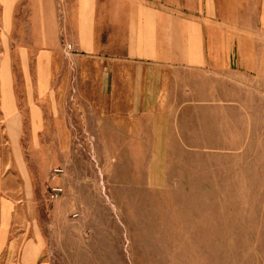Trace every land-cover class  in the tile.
<instances>
[{
	"label": "rangeland",
	"instance_id": "rangeland-1",
	"mask_svg": "<svg viewBox=\"0 0 264 264\" xmlns=\"http://www.w3.org/2000/svg\"><path fill=\"white\" fill-rule=\"evenodd\" d=\"M213 84L170 147L145 123L87 129L70 89L39 130L26 116L22 162L6 165L13 234L41 238L50 264H264V91L253 106L247 83Z\"/></svg>",
	"mask_w": 264,
	"mask_h": 264
},
{
	"label": "crops",
	"instance_id": "crops-1",
	"mask_svg": "<svg viewBox=\"0 0 264 264\" xmlns=\"http://www.w3.org/2000/svg\"><path fill=\"white\" fill-rule=\"evenodd\" d=\"M65 41L77 49L70 60ZM225 76L247 83L255 106L264 0H0V264H50L41 238L12 232L6 165L22 162L26 116L39 130L70 89L87 129L94 118L105 133L145 123L170 147L176 117Z\"/></svg>",
	"mask_w": 264,
	"mask_h": 264
},
{
	"label": "built area",
	"instance_id": "built-area-1",
	"mask_svg": "<svg viewBox=\"0 0 264 264\" xmlns=\"http://www.w3.org/2000/svg\"><path fill=\"white\" fill-rule=\"evenodd\" d=\"M76 46L74 45V43L70 42V41H65L63 44V52L65 53L66 56H68L69 58L71 57V55L76 51ZM56 171H60V169H56ZM63 192V188L61 185L55 184L52 185L50 188V197L51 198H57L61 193Z\"/></svg>",
	"mask_w": 264,
	"mask_h": 264
}]
</instances>
